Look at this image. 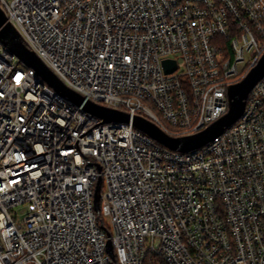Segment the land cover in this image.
Masks as SVG:
<instances>
[{
    "label": "built area",
    "instance_id": "obj_1",
    "mask_svg": "<svg viewBox=\"0 0 264 264\" xmlns=\"http://www.w3.org/2000/svg\"><path fill=\"white\" fill-rule=\"evenodd\" d=\"M0 8L65 87L173 138L224 117L229 87L264 54V0H0ZM149 258L264 264V77L237 123L183 153L132 121L86 112L0 41V264Z\"/></svg>",
    "mask_w": 264,
    "mask_h": 264
},
{
    "label": "water",
    "instance_id": "obj_2",
    "mask_svg": "<svg viewBox=\"0 0 264 264\" xmlns=\"http://www.w3.org/2000/svg\"><path fill=\"white\" fill-rule=\"evenodd\" d=\"M0 41L25 67L35 70L39 77L57 93L68 98L75 105L83 106L86 112L102 119L104 123H130L132 121L133 125L138 130L150 136L152 139L173 151L183 153L191 152L206 146L219 137L226 129L237 123L244 114L251 91L264 77L263 54L258 63L240 82L229 87L228 99L230 107L228 113L224 117L194 136L173 138L166 135L154 124L143 118L135 117L131 120L130 115L86 101L79 94L65 87L41 60L24 45L17 31L8 23L1 8ZM164 66L167 73H172L176 69L174 61L166 60L164 61ZM101 183L102 179L98 181L94 193V209L96 213L100 212ZM108 252L112 257L114 256L113 246L110 241L108 242Z\"/></svg>",
    "mask_w": 264,
    "mask_h": 264
},
{
    "label": "trees",
    "instance_id": "obj_3",
    "mask_svg": "<svg viewBox=\"0 0 264 264\" xmlns=\"http://www.w3.org/2000/svg\"><path fill=\"white\" fill-rule=\"evenodd\" d=\"M247 73H248V72H246V75H247ZM246 75H245V76H246ZM106 228H107V227H106ZM107 229H108V228H107ZM155 261H156L155 258H151V259L149 258V259L145 262V264H154Z\"/></svg>",
    "mask_w": 264,
    "mask_h": 264
},
{
    "label": "rangeland",
    "instance_id": "obj_4",
    "mask_svg": "<svg viewBox=\"0 0 264 264\" xmlns=\"http://www.w3.org/2000/svg\"><path fill=\"white\" fill-rule=\"evenodd\" d=\"M21 218H22V216H21Z\"/></svg>",
    "mask_w": 264,
    "mask_h": 264
}]
</instances>
